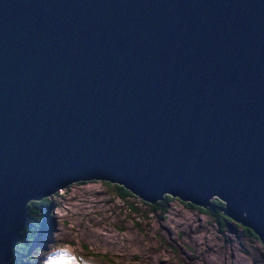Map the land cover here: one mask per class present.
Returning <instances> with one entry per match:
<instances>
[{"label": "water", "instance_id": "95a60500", "mask_svg": "<svg viewBox=\"0 0 264 264\" xmlns=\"http://www.w3.org/2000/svg\"><path fill=\"white\" fill-rule=\"evenodd\" d=\"M86 179L217 198L264 248V0H0V264Z\"/></svg>", "mask_w": 264, "mask_h": 264}, {"label": "rangeland", "instance_id": "374dc122", "mask_svg": "<svg viewBox=\"0 0 264 264\" xmlns=\"http://www.w3.org/2000/svg\"><path fill=\"white\" fill-rule=\"evenodd\" d=\"M101 180L54 192L56 209L19 264H264L263 246L235 222L219 225L177 198L152 212L131 193L114 196Z\"/></svg>", "mask_w": 264, "mask_h": 264}, {"label": "trees", "instance_id": "16d2710c", "mask_svg": "<svg viewBox=\"0 0 264 264\" xmlns=\"http://www.w3.org/2000/svg\"><path fill=\"white\" fill-rule=\"evenodd\" d=\"M101 181L106 182V184H108L109 187L114 188L113 189L114 196L119 197L121 200H123L126 196L131 195L129 190H127L120 184L110 183L105 180H101ZM53 194L54 192L38 200H30L25 204L24 226L20 232V238L13 246L11 255L8 258L6 264H19L23 261V259L18 258V256H22V255L27 256L29 249L33 246L34 238L38 235V232L45 227L46 218L48 217V215L52 213V210L56 209V206L52 204ZM171 198L172 197L168 195H163L162 198L156 201L154 204H149V203L147 204V202L144 201L145 202L144 205L148 206L150 211L152 212L157 211L159 213L160 212L159 205L165 201H168ZM183 203L185 205L189 204L188 202H183ZM222 206L223 203L220 200L216 198H212L206 210L204 208H198V207L196 208H198L202 213L209 214L219 225L221 224L223 226H226L230 222V220L227 217H225L220 211ZM134 211L137 210L135 209ZM240 227L241 230L247 236H250L251 238L254 239H258L256 235L253 232H251L249 229L244 228L242 226Z\"/></svg>", "mask_w": 264, "mask_h": 264}, {"label": "snow or ice", "instance_id": "6c2138e0", "mask_svg": "<svg viewBox=\"0 0 264 264\" xmlns=\"http://www.w3.org/2000/svg\"><path fill=\"white\" fill-rule=\"evenodd\" d=\"M53 264H60V260L54 261Z\"/></svg>", "mask_w": 264, "mask_h": 264}, {"label": "bare ground", "instance_id": "6f19581e", "mask_svg": "<svg viewBox=\"0 0 264 264\" xmlns=\"http://www.w3.org/2000/svg\"><path fill=\"white\" fill-rule=\"evenodd\" d=\"M106 181V180H105ZM132 194V193H131ZM133 195V194H132ZM135 196V195H134ZM137 197V196H136ZM140 199V198H139Z\"/></svg>", "mask_w": 264, "mask_h": 264}]
</instances>
